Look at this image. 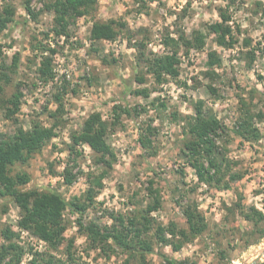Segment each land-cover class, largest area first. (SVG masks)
Segmentation results:
<instances>
[{
  "label": "rangeland",
  "instance_id": "374dc122",
  "mask_svg": "<svg viewBox=\"0 0 264 264\" xmlns=\"http://www.w3.org/2000/svg\"><path fill=\"white\" fill-rule=\"evenodd\" d=\"M4 1L0 0V4ZM6 1L14 4L17 12L15 21L1 33L0 44L9 62L15 52L20 53L21 59L13 83L5 87V95H11L16 84L22 82L24 96L16 115L18 123L6 119L0 110V133H10L19 125L30 128L36 120L49 126L52 118L44 107L49 110L57 107L54 93L58 90L63 95L65 108V124L57 128V135L27 162L12 166L13 175L20 170L30 174V181L21 188L57 191L67 200L74 196L83 198L90 186L89 179L93 174L99 175L102 169L96 166V154L88 146L79 147L81 154L70 155V134L80 130L84 119L94 111L113 122L116 116L113 108L120 105L123 109L129 108L130 113L120 108V119L115 120L114 129L108 135L115 159L83 220L112 225L111 214L130 216L144 208L152 200L149 191L152 186L159 190L162 203L161 208L152 213L156 225L167 226L175 221L186 227L177 201L194 200L205 215L208 228L178 251L170 245L156 243L154 252L147 256V264H165L162 254L194 264L251 262L257 256L255 250L264 248L261 234L264 221L254 225L243 217L236 204L240 203L245 210L251 206L264 210V137L249 143L237 137L233 128L239 117V94L250 102L254 93V109L264 111V99H261L264 92V0H237L230 7L231 24L240 30L236 32L239 41L234 47L219 46L213 36L208 35L202 50L193 49L188 56L181 53L179 77L167 76L162 83H157L144 65H137L139 51L135 41L147 42V50L151 52H165L162 40L168 31L178 29L188 35L193 30L207 32L208 24L220 20L218 7L225 6L228 0H99L93 15L80 17L71 26L72 36L68 40L62 35L57 38L58 45L63 47L55 56L54 81L47 84L37 78L30 42L36 36L44 42L51 40L52 46L57 45L52 41L53 32L50 33L52 38L44 39V33L51 32L53 14L43 11L33 20L23 7L26 0ZM44 1L32 0L31 7L38 11ZM110 19L127 22L134 39L130 42L127 30L120 29L116 40H102L92 45L93 22ZM245 38L251 39L247 47ZM258 45L261 49H256V59L249 65L245 52ZM210 50H216L222 58L213 80L204 74ZM102 56H106V62L102 61ZM142 73L146 80L139 83L136 76ZM209 83L217 89L216 94L208 90ZM138 88L150 89V95L135 93ZM156 97L160 99L155 100ZM199 99L204 100L205 107L211 108L225 126L227 135L220 142L227 147V156L236 162L233 171L244 174L228 188L198 182L182 151V118L195 114L194 105ZM148 125L154 128L150 135H147ZM260 126L264 129V121ZM146 136L150 137L151 146L144 148L140 138ZM67 166L76 176L72 184L64 181ZM20 212L12 199L0 196V231L10 226L19 233L15 240L25 250L21 264H27L35 251L42 252L45 260L52 257V264H71L66 251L69 239H73L75 264H140L128 259L120 250L108 256L100 249L90 248L87 237L78 228L79 214L69 208L64 212L65 241L58 250L50 249L34 233L18 227Z\"/></svg>",
  "mask_w": 264,
  "mask_h": 264
},
{
  "label": "trees",
  "instance_id": "16d2710c",
  "mask_svg": "<svg viewBox=\"0 0 264 264\" xmlns=\"http://www.w3.org/2000/svg\"><path fill=\"white\" fill-rule=\"evenodd\" d=\"M32 0H26L23 7L33 20H37L41 12L48 11L53 14V25L51 32L44 33L45 40L52 38L57 45L52 46L50 41L44 42L36 36L30 43L33 52L32 62L37 65L35 73L37 78L44 83L54 81V60L63 46L58 45L61 35L68 40L71 36V26L83 16H91L97 9L99 0H46L43 8L35 11L31 7ZM237 0H228L225 6H219L220 20L212 22L207 26V32L193 30L190 35L183 30L168 31L162 42L166 51L154 53L147 50V42L139 40L136 47L139 51L138 66L144 65L148 73H151L157 83L166 81L167 76L177 79L180 75L181 53L189 55L193 49L202 50L206 46L208 35H212L214 41L219 46L234 47L239 41L236 32L239 28H234L231 24L232 15L229 9ZM16 6L11 2L4 1L0 4V35L15 21ZM120 29H126L130 42L134 39V33L127 26V22H117L114 19L107 21L95 20L90 28V40L92 45L102 40H116L120 34ZM177 35H175V34ZM245 47L251 44L250 38H245ZM262 42L259 41V44ZM135 45V44H134ZM257 47L246 50L245 54L252 65L256 59ZM264 49V46L262 47ZM9 56L5 54L3 46L0 44V110H3L4 117L13 122H17V113L23 103L24 92L22 82L16 84L15 91L5 95V87L13 83L14 75L19 71L20 53L15 52L8 61ZM102 61L106 62V56H102ZM222 64V58L216 50L207 53L206 65L208 69L205 76L214 79L215 68ZM142 73L136 76L139 83L145 82ZM186 85V83L184 82ZM65 88V86H64ZM211 93L216 94L217 89L213 83L207 84ZM144 96L150 95V89L138 88L134 91ZM255 92V89L253 90ZM252 93L251 101H247L241 94L238 95L240 107L239 117L234 125V134L243 141L255 143L264 137V129L260 124L264 121V111L254 109ZM264 99V92L261 93ZM57 107L49 110L47 106L44 111L48 117L52 118V123L48 126L39 121H34L30 128L25 129L22 125L16 126L12 132L0 133V196L9 197L20 207V218L18 227L29 230L41 240L45 241L48 247L55 250L65 241L64 212L70 209L71 212L79 214L77 224L79 231L87 237L89 247L100 249L105 255L120 250L127 254L128 259L137 260L140 264H147V256L154 252L156 243L170 245L173 250H180L186 243L193 241L202 235L208 228L205 215L199 208L198 202L189 200H178L182 213L185 217L186 227H181L177 222L171 221L167 226L155 224V217L152 213L161 208L160 192L150 186L149 191L152 200L142 208L135 210L130 216L125 214H111L112 225H101L95 221L85 222L84 213L93 205L94 198L104 185L103 180L109 173L115 159L114 151L108 142V135L113 131L119 120L121 111L130 113L129 108L123 109L120 105L113 108L116 114L115 120L109 121L103 118L101 112L94 111L83 121L80 130H75L70 134L68 150L70 155L81 154L79 147L88 146L96 154L95 164L101 167L99 175L93 174L89 179L90 186L87 188L83 198L74 196L67 200L57 191H41L38 189L24 190L21 187L30 181V174L20 170L15 175L11 174V168L16 163L27 162L29 158L39 151L42 146L57 135V128L65 124L63 95L60 90L54 93ZM156 97L155 100H159ZM153 100V103L154 101ZM162 105L166 106L162 101ZM195 114L183 116L184 140L182 151L186 156L187 163L192 167L198 182L217 188L230 187L232 181H237L243 177V173L233 171V160L228 156V150L222 145L220 140L227 135L225 126L213 113L211 108L205 107V102L199 99L194 105ZM177 116L176 114L174 115ZM18 123V122H17ZM147 135L153 133L154 128L148 125ZM140 142L144 148L151 146L150 137H141ZM76 179L70 167L64 170V181L72 184ZM153 184V180L151 181ZM237 210L248 221H253L254 225H259L264 221V210L251 206L245 210L240 203L236 204ZM228 209H232L228 207ZM264 236V228L261 229ZM19 233L12 227L6 226L0 231V264H21L25 250L20 246L15 238ZM73 239L68 240L66 246L67 256L70 263L75 264L76 260L72 252ZM42 252L35 251L27 264H52V257L45 260ZM165 264H194L187 259H177L162 254ZM259 264H264V261Z\"/></svg>",
  "mask_w": 264,
  "mask_h": 264
},
{
  "label": "water",
  "instance_id": "95a60500",
  "mask_svg": "<svg viewBox=\"0 0 264 264\" xmlns=\"http://www.w3.org/2000/svg\"><path fill=\"white\" fill-rule=\"evenodd\" d=\"M263 256H264V248L260 251V254L258 255L257 258L252 260V262L245 263V264H259L260 262L264 261Z\"/></svg>",
  "mask_w": 264,
  "mask_h": 264
},
{
  "label": "bare ground",
  "instance_id": "6f19581e",
  "mask_svg": "<svg viewBox=\"0 0 264 264\" xmlns=\"http://www.w3.org/2000/svg\"><path fill=\"white\" fill-rule=\"evenodd\" d=\"M259 250H260V249H256V250H255V255H257L255 258H257L258 255L260 254V251H259ZM263 257H264V256H263ZM255 258H254V259H255ZM254 259H253V260H254ZM251 262H252V261H251Z\"/></svg>",
  "mask_w": 264,
  "mask_h": 264
}]
</instances>
